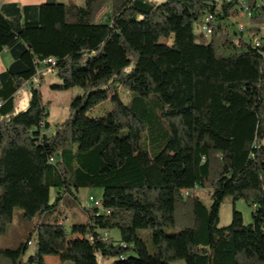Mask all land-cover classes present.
I'll return each instance as SVG.
<instances>
[{
    "label": "trees",
    "instance_id": "1",
    "mask_svg": "<svg viewBox=\"0 0 264 264\" xmlns=\"http://www.w3.org/2000/svg\"><path fill=\"white\" fill-rule=\"evenodd\" d=\"M243 1L248 27L229 31L240 0H0V53L11 57L0 71V231L16 207L40 218L34 253L29 236L1 247L0 264H47L44 253L56 252L72 264H100L98 255L108 264H264V41L252 43L264 0ZM208 14L210 34L195 33ZM43 70L59 81L52 89L82 90L53 132L40 82L29 83ZM24 85L28 104L17 109ZM108 97L105 115L88 116ZM150 100L165 124L160 142ZM207 183L209 207L193 192ZM84 187L101 188L98 205L80 206L85 221L49 219ZM226 196L256 205L248 223L233 205L219 226ZM139 228L150 229L152 253Z\"/></svg>",
    "mask_w": 264,
    "mask_h": 264
},
{
    "label": "rangeland",
    "instance_id": "2",
    "mask_svg": "<svg viewBox=\"0 0 264 264\" xmlns=\"http://www.w3.org/2000/svg\"><path fill=\"white\" fill-rule=\"evenodd\" d=\"M44 0H29V1H23L24 4H30V3H40ZM60 2H67L68 0H57ZM77 2L78 4H82L83 0H72ZM158 2H162L163 0H156ZM109 11V5H105L101 11L99 12L97 19L101 20L104 15ZM248 16L246 15H237L232 16L231 19H228L225 22V27L229 31L238 30V25L242 24L245 27H248ZM200 29V24L194 25V32L198 33ZM246 37V34H243ZM10 57V56H9ZM3 58L0 60L2 61ZM40 82L39 89L42 94V102L46 106L49 112L48 121L50 122V128L49 130L51 132L55 131L56 126L62 122H64L69 114V105L71 100L79 93H81V89L79 87H71L69 89L58 91L54 90L50 87V85L58 83V79L55 78L54 74L50 70H43L41 77L37 78L35 84ZM117 93L120 97V99L128 104L131 101L132 98V91H130L125 86H119L117 87ZM111 93V91H108V96ZM29 94L27 91L26 86H23V89L20 90L16 96H15V105L17 109H24L28 104ZM148 110L152 111L154 113V121L156 122V125L158 127V137L157 141L160 142L165 134V124L163 122V118L158 116V111L156 108V105L153 103V101L147 102ZM110 109V101L109 97L99 103L98 105L94 106L88 111V116L92 118L101 117L106 114V112ZM145 130H142V142L145 141ZM74 146H76L74 144ZM193 192L196 196L200 198V200L209 207L212 203L211 199V189L208 185V183L205 186H199L193 189ZM89 195H92L94 198L99 199L101 197V188H95V187H84L79 189L78 192H75V196H72L70 194H67L66 198H62L60 200V206L59 208L52 212L51 214H48L49 219L53 216L58 215L60 212L67 215L69 219H72L73 221L83 222L86 219V215L81 211L80 206L84 205V200L88 198ZM52 196H54V192L52 191ZM234 208L241 212L242 218L244 223H248L251 220V212L253 210L252 206L245 202L243 199H237L232 201L230 196H226L219 207V226H226L228 225L232 220V209ZM179 214V213H178ZM178 216V215H177ZM46 217H44L45 219ZM39 217H34L31 220H25L22 219L20 214V209L16 207L14 209L13 219L8 224L6 230L4 232L0 231V248L1 247H9L14 248L19 243L25 242L27 238L30 236L31 242L28 245L27 254L34 253L37 245L34 235H31L33 232V228L37 222H39ZM69 224V221H66V225ZM179 227H169L165 228V232L168 234H173L179 231ZM116 231L112 230L111 235L114 238H117V235L115 234ZM137 235L142 238L148 247V251L150 253L153 252L151 237H150V229L148 228H139L137 229ZM49 240L48 235V228H43L41 232V240ZM42 242V241H41ZM38 247H42V243ZM61 250H65L66 246L64 248L59 247ZM70 249V248H69ZM57 254H45L44 253V259L47 264H59L57 258L55 257ZM98 261L100 264H108L110 259L109 258H102L98 255ZM36 264V263H32ZM64 264H72L71 261L66 260L64 261ZM169 264H185V261L182 259H177L171 261Z\"/></svg>",
    "mask_w": 264,
    "mask_h": 264
},
{
    "label": "built area",
    "instance_id": "3",
    "mask_svg": "<svg viewBox=\"0 0 264 264\" xmlns=\"http://www.w3.org/2000/svg\"><path fill=\"white\" fill-rule=\"evenodd\" d=\"M239 8H240L239 15H246L248 17L250 16V11L247 8V6L243 0H240ZM211 18H212L211 15L208 14L207 16L204 17V19L201 23L200 29H201L202 33L205 35H209L211 32V28L208 26V22L210 21ZM243 29H244V25L240 24L239 30H243ZM235 40L237 42V39H235ZM263 41H264V25L262 26L260 33L252 37V43L255 47L263 46ZM262 54L264 55V51ZM48 63H54V62H48ZM183 193L186 194L187 191H183ZM84 201H86L88 206L99 204V199L94 198L92 195H89L88 198L85 199ZM251 206H252V208H255L256 205L253 203ZM104 233H107V232L104 231Z\"/></svg>",
    "mask_w": 264,
    "mask_h": 264
},
{
    "label": "crops",
    "instance_id": "4",
    "mask_svg": "<svg viewBox=\"0 0 264 264\" xmlns=\"http://www.w3.org/2000/svg\"><path fill=\"white\" fill-rule=\"evenodd\" d=\"M17 1H19L21 4H24V3H23L24 0H17ZM25 1H29V0H25ZM34 1H36V0H34ZM238 28H239V25H238ZM1 58H3V59H2V61L0 60V71L4 70V69L8 66V64L11 62V57H9L8 53L6 52V50H3V51L0 53V59H1ZM36 80H37V78H34V79H33L31 82H29V83H34V82H36ZM29 83H28V84H29ZM115 234H116L117 237H118L117 232H116ZM72 236H73V237H79V235L76 234V233L72 234ZM55 257L57 258L59 264H64V261L59 260L58 256H55Z\"/></svg>",
    "mask_w": 264,
    "mask_h": 264
},
{
    "label": "bare ground",
    "instance_id": "5",
    "mask_svg": "<svg viewBox=\"0 0 264 264\" xmlns=\"http://www.w3.org/2000/svg\"><path fill=\"white\" fill-rule=\"evenodd\" d=\"M46 61L51 62V59H47ZM84 206H88V204L86 203V201L84 202Z\"/></svg>",
    "mask_w": 264,
    "mask_h": 264
}]
</instances>
